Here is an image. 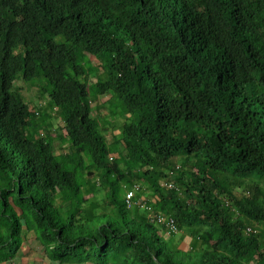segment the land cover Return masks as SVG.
<instances>
[{"label":"trees","instance_id":"obj_1","mask_svg":"<svg viewBox=\"0 0 264 264\" xmlns=\"http://www.w3.org/2000/svg\"><path fill=\"white\" fill-rule=\"evenodd\" d=\"M23 225L65 261L264 264V0H0L3 251Z\"/></svg>","mask_w":264,"mask_h":264},{"label":"rangeland","instance_id":"obj_2","mask_svg":"<svg viewBox=\"0 0 264 264\" xmlns=\"http://www.w3.org/2000/svg\"><path fill=\"white\" fill-rule=\"evenodd\" d=\"M90 61L92 62L93 67H97L99 65V62L96 60L95 57L90 56ZM96 76H89V82L92 83V80L96 79ZM15 86H17L18 88L21 89L22 94L24 96V98H26V101L31 105L34 106L36 105V107L39 108H47L48 107V102H49V95L45 92V91H41V89L39 87H37L36 85H32L29 86V84L24 81V80H18L15 84ZM109 97L106 98H102L101 101H106ZM97 104L98 103H94L93 107H94V113L93 115L95 117L98 116L99 118V124H102L103 127H105L106 130V135L108 140H112V134L118 135L120 133V127L123 124L124 120L122 118H120L119 116L115 117V118H111L109 111L105 108H101L99 107ZM99 107V108H98ZM98 110H95L97 109ZM44 114H47L50 116L51 122L54 124L55 128H57L58 126H62L63 122L60 119V116L57 114L56 110L51 109V107L46 110L44 112ZM103 114V118H101V115ZM104 115H108L107 118H104ZM108 121V122H107ZM107 122V123H106ZM110 144V143H109ZM55 150H56V155L60 154V153H66L70 150V147L68 145L67 142L63 141H56L55 142ZM88 162V161H87ZM241 187L240 189H245L246 185L249 184L246 187V190L248 191V188L251 187L252 183L249 180H246L244 182L241 183ZM100 199H102V195H100ZM73 208V206H72ZM190 239L187 241H184L183 243H181V247L184 249H187L190 245Z\"/></svg>","mask_w":264,"mask_h":264},{"label":"crops","instance_id":"obj_3","mask_svg":"<svg viewBox=\"0 0 264 264\" xmlns=\"http://www.w3.org/2000/svg\"><path fill=\"white\" fill-rule=\"evenodd\" d=\"M21 214L20 209H16ZM21 244L16 252L3 251L0 247V264H95L88 260L78 262L77 260L54 259L47 247L38 239L35 229L29 230L25 225L22 227ZM189 240L186 238L185 241Z\"/></svg>","mask_w":264,"mask_h":264},{"label":"built area","instance_id":"obj_4","mask_svg":"<svg viewBox=\"0 0 264 264\" xmlns=\"http://www.w3.org/2000/svg\"><path fill=\"white\" fill-rule=\"evenodd\" d=\"M166 186L172 187L173 185L172 184H166ZM137 190H138V187L137 186H134L126 194V202H127V204H128L129 207L132 206L133 204H136V202L134 201V197L136 195ZM157 221L159 223H167L168 225H170V227H171L172 230L176 231L175 221H174L173 218H171V217L170 218H166V217H164V215L158 214L157 215ZM256 227H258V226H256ZM256 227L253 228V226H248L246 231L248 233H250V234L251 233H255V232H257Z\"/></svg>","mask_w":264,"mask_h":264},{"label":"clouds","instance_id":"obj_5","mask_svg":"<svg viewBox=\"0 0 264 264\" xmlns=\"http://www.w3.org/2000/svg\"><path fill=\"white\" fill-rule=\"evenodd\" d=\"M111 160H112V159H111ZM163 185L166 186V184H163ZM134 186H135V185H134ZM134 186H133V187H134ZM133 187H132V188H133ZM167 187H168V186H167ZM132 188H131V189H132ZM170 188H171V187H170ZM131 189H129V190H131ZM129 190H128V191H129ZM128 191H127V192H128ZM138 192H139V190H137L136 193H138ZM126 194H127V193H126ZM135 196H136V195H135ZM134 201H135V200H134ZM145 205H146V204H145ZM145 205H143V206H145ZM146 208H147V206H146Z\"/></svg>","mask_w":264,"mask_h":264}]
</instances>
